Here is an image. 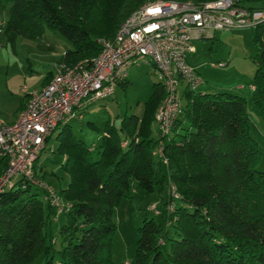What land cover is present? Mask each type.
<instances>
[{"label": "trees", "instance_id": "trees-1", "mask_svg": "<svg viewBox=\"0 0 264 264\" xmlns=\"http://www.w3.org/2000/svg\"><path fill=\"white\" fill-rule=\"evenodd\" d=\"M149 1L156 0H0V6L11 2L2 33L13 43L18 36L35 39L44 28L56 30L71 45L58 61L73 65L97 55L98 39L112 37ZM252 31L254 103L264 128V18ZM163 97L156 80L141 114H124L118 126L107 122L96 148L77 138L69 123L62 125L56 151L68 175L58 191L69 203L60 213L64 220L55 235L48 232L53 207L37 192L22 197L33 185L22 188L16 181L0 194V264H30L39 254L43 264H113V208L134 188L151 192L168 182L178 197L167 194L161 201L158 221L143 217L128 264H264V171L256 168L259 148L245 98L187 91L183 113L162 138L152 135V124ZM160 140L165 162L153 154ZM4 168L2 158L0 175Z\"/></svg>", "mask_w": 264, "mask_h": 264}, {"label": "built area", "instance_id": "built-area-1", "mask_svg": "<svg viewBox=\"0 0 264 264\" xmlns=\"http://www.w3.org/2000/svg\"><path fill=\"white\" fill-rule=\"evenodd\" d=\"M263 18L262 9H251L244 0L199 4L156 0L134 9L112 37L98 39L97 55L73 65L58 61L45 85L33 90L21 88L27 95L24 108L11 123L0 118V159H5L0 194L20 181L22 188L33 185L44 190V199L58 214L63 213L69 203H62L58 191L45 184L36 169L45 142L58 124L81 119L86 106L111 96L116 86L126 81L129 67L145 62L164 89L154 114L158 134L169 136L183 113L184 93L194 94L202 83L186 57L193 50L190 40L210 37L219 30L252 27ZM161 144L160 140L154 154L165 162ZM168 194L178 197L172 184Z\"/></svg>", "mask_w": 264, "mask_h": 264}, {"label": "rangeland", "instance_id": "rangeland-1", "mask_svg": "<svg viewBox=\"0 0 264 264\" xmlns=\"http://www.w3.org/2000/svg\"><path fill=\"white\" fill-rule=\"evenodd\" d=\"M248 4L260 7L264 13V0H253ZM10 6L11 2H5L0 6V118L5 122L13 119L25 98L21 88L25 87L28 90L40 88L46 75L50 71H55V65L62 53L71 46L66 38L49 28H44L42 34L35 39L18 36L13 43L5 40L2 32L9 18ZM252 32V27L247 26L228 31H215L211 38L191 39L193 50L187 53L186 57L202 79V83L194 89L195 95L229 91L245 98L250 133L259 148L256 168L264 171L263 121L254 103V90H251L255 71L252 59L255 53ZM155 81L147 63L133 64L127 70L126 81L117 85L111 96L86 106L81 119L75 117L69 120L72 132L86 145L96 148L100 142L101 130L107 122L118 126L124 114H141ZM182 91L183 89L181 93ZM61 127L62 125L58 124L45 142L36 166L43 182L55 191L65 188L68 182V175L61 167L63 156L56 151V134ZM157 129L154 122L152 124L154 137L157 136ZM93 154L95 155V152ZM170 184L178 194L171 182L164 185L161 190L151 192L134 188L130 198L124 197L113 208L112 218L116 224L111 239L113 264H128L131 261L138 238L137 226L141 224L144 216L159 220L157 210L161 201L166 200ZM31 192H37L43 199V190L36 186H31L29 191H22L20 194L24 197ZM42 201L46 210V203ZM61 201L66 203L67 200L61 197ZM55 213L53 221L47 227V231L54 235L64 220L63 214H58L51 208L50 216L53 217ZM54 240V247L58 248L59 237L56 236ZM54 258H57L56 254ZM44 261L45 255L39 254L30 264H43Z\"/></svg>", "mask_w": 264, "mask_h": 264}, {"label": "crops", "instance_id": "crops-1", "mask_svg": "<svg viewBox=\"0 0 264 264\" xmlns=\"http://www.w3.org/2000/svg\"><path fill=\"white\" fill-rule=\"evenodd\" d=\"M211 37H212V36H210V38H211ZM41 86H42V85H41ZM252 86H253V85H251V90H253ZM181 90H182V89H181ZM25 101H26V99L24 98V99H23V102H22L21 105H20L19 110H20L21 108L24 107ZM19 110H18V111H19ZM18 111H17V112H18ZM17 112H16L15 116L13 117V119L10 120V121H8L7 123H11V122H13V121L15 120V118H16V116H17Z\"/></svg>", "mask_w": 264, "mask_h": 264}]
</instances>
